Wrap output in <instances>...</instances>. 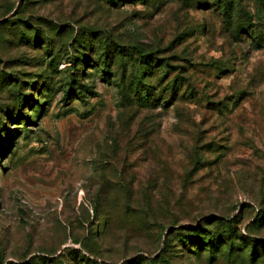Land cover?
<instances>
[{
	"label": "rangeland",
	"instance_id": "1",
	"mask_svg": "<svg viewBox=\"0 0 264 264\" xmlns=\"http://www.w3.org/2000/svg\"><path fill=\"white\" fill-rule=\"evenodd\" d=\"M34 257L264 264V0H0V260Z\"/></svg>",
	"mask_w": 264,
	"mask_h": 264
},
{
	"label": "trees",
	"instance_id": "2",
	"mask_svg": "<svg viewBox=\"0 0 264 264\" xmlns=\"http://www.w3.org/2000/svg\"><path fill=\"white\" fill-rule=\"evenodd\" d=\"M89 91V93H93L94 91L93 90H88ZM68 92V91H67ZM84 244V243H83ZM83 249L86 251V252H88L89 254H92L91 252H92V248H88L87 246H85V245H83ZM39 259H41V260H43V261H45L46 260V258L45 257H38ZM80 258H81V260H84V261H89V258L87 257V256H85L84 254H80ZM36 259L37 258H32L31 260H30V262L28 263V264H39V261L37 260L36 261ZM50 260V259H49ZM0 264H3V261H1L0 260ZM10 264V263H9Z\"/></svg>",
	"mask_w": 264,
	"mask_h": 264
}]
</instances>
